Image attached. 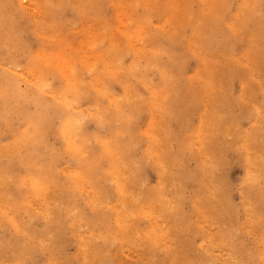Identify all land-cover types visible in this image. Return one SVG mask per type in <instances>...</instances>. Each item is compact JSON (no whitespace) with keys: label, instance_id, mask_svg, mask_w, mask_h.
<instances>
[{"label":"rangeland","instance_id":"rangeland-1","mask_svg":"<svg viewBox=\"0 0 264 264\" xmlns=\"http://www.w3.org/2000/svg\"><path fill=\"white\" fill-rule=\"evenodd\" d=\"M0 264H264V0H0Z\"/></svg>","mask_w":264,"mask_h":264}]
</instances>
